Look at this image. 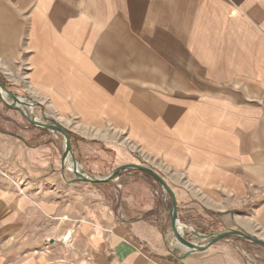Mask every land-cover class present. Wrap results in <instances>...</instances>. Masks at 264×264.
Instances as JSON below:
<instances>
[{"label": "crops", "instance_id": "0c3cea01", "mask_svg": "<svg viewBox=\"0 0 264 264\" xmlns=\"http://www.w3.org/2000/svg\"><path fill=\"white\" fill-rule=\"evenodd\" d=\"M0 76L121 136L176 186L194 242L264 186V0H0ZM146 199L132 219L101 203L65 246L16 242L0 264H244L220 242L179 258L167 197Z\"/></svg>", "mask_w": 264, "mask_h": 264}, {"label": "rangeland", "instance_id": "374dc122", "mask_svg": "<svg viewBox=\"0 0 264 264\" xmlns=\"http://www.w3.org/2000/svg\"><path fill=\"white\" fill-rule=\"evenodd\" d=\"M7 89L25 101H35L33 106L18 104L28 117L45 123L53 119L65 127L70 133L74 157L84 172L102 178L116 166L137 160L131 145L119 135H109L105 127L89 128L74 114H58L47 101L37 104L27 95L28 89ZM4 100L12 102L7 94ZM4 100L0 95V197L7 201L4 207L8 212L0 210V246L7 243L10 248L0 249V253L12 252L16 242L25 247L26 254L40 244L60 248L70 230V239L77 237L87 214L92 216L91 209L101 203L116 210L118 217L132 219L139 213L137 208L146 205L147 194H164L169 211V194L151 176L137 170L121 171L107 182L73 180V174L61 165L62 135L31 125ZM171 188L175 192L176 186ZM254 192L255 197L219 211L211 223L202 222L204 229L211 234L239 229L264 240V186ZM186 230L183 229L185 235ZM169 237H173L171 232ZM218 242L230 246L244 264H264V247L250 240L231 236Z\"/></svg>", "mask_w": 264, "mask_h": 264}, {"label": "water", "instance_id": "95a60500", "mask_svg": "<svg viewBox=\"0 0 264 264\" xmlns=\"http://www.w3.org/2000/svg\"><path fill=\"white\" fill-rule=\"evenodd\" d=\"M0 90H3L5 95L6 94L9 95L12 99L11 103L6 102L4 100V97L1 95V92H0L1 98L4 100L5 104L10 106L11 108L17 109L23 116L26 117L27 121L31 125L47 128V129L56 131L62 135L63 141H64V147H63V151H62V155H61V165L62 166L65 165V159L66 158L69 157L71 159V166H72L71 173L74 176L72 178L73 180L85 181V182H91V183L107 182V181H110L112 179H115L116 175L119 172L127 170V169H133V170L143 172V173L151 176L154 180H156L161 185L163 190L169 194V197H170V209L168 211L169 222H170V232L173 235L174 239L176 240L177 244L184 247V250H182V252H179V253L174 252L172 250V253L177 255L179 258H184L190 252H193V251H202V250L206 249L207 247H209L210 245H212V244H214L220 240H223L227 237H231V236H239L241 238L250 240V241L264 247V240L263 239L252 236V235H250V234H248L242 230H239V229L224 230V231L218 232L216 234L201 233V232L195 231L194 229H191V231L194 233V235L198 238H201L203 240V242L197 243V242H194V241L188 239L187 236L184 234L183 230L180 229V227H179L180 221H179L178 213H177V199H176L175 192L173 191L171 186L164 180V178L159 173H157L155 170H153L152 168H150L146 165L134 163V162H128V163L118 165L110 173H108L105 177H102V178L96 177L94 175H91V174L84 172L74 157L72 145H71V138L69 136V133L65 129V127H63L60 123H58L57 121H55L53 119H50L49 123H45V122H42L35 117H28L26 111L24 109L20 108L18 106V104L32 105L33 106V105H35V101L34 100H32L30 102L25 101L24 99H21L20 97L12 94L2 84L1 80H0ZM183 228H185V226Z\"/></svg>", "mask_w": 264, "mask_h": 264}, {"label": "bare ground", "instance_id": "6f19581e", "mask_svg": "<svg viewBox=\"0 0 264 264\" xmlns=\"http://www.w3.org/2000/svg\"><path fill=\"white\" fill-rule=\"evenodd\" d=\"M0 92H1V95L3 96V97H5V93H4V91L3 90H0ZM65 167H66V170L68 171V172H71V170H72V166H71V159L68 157V158H66L65 159ZM179 227H180V229H184L183 227H184V224L183 223H179ZM67 237V236H66ZM65 237V238H66ZM66 240V239H65ZM64 240V241H65ZM173 246H175L176 248H177V250H184V247H182L181 245H179V244H177V242H176V240H174L173 241V244H172Z\"/></svg>", "mask_w": 264, "mask_h": 264}, {"label": "trees", "instance_id": "16d2710c", "mask_svg": "<svg viewBox=\"0 0 264 264\" xmlns=\"http://www.w3.org/2000/svg\"><path fill=\"white\" fill-rule=\"evenodd\" d=\"M68 132V131H67ZM69 133V132H68ZM69 136H70V133H69ZM147 175V174H146Z\"/></svg>", "mask_w": 264, "mask_h": 264}, {"label": "built area", "instance_id": "2783aa9c", "mask_svg": "<svg viewBox=\"0 0 264 264\" xmlns=\"http://www.w3.org/2000/svg\"><path fill=\"white\" fill-rule=\"evenodd\" d=\"M63 242H65V241L63 240Z\"/></svg>", "mask_w": 264, "mask_h": 264}]
</instances>
